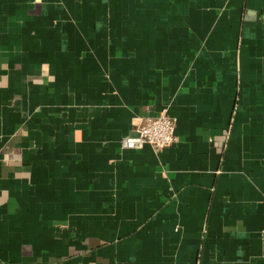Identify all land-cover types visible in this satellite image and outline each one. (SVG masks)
I'll use <instances>...</instances> for the list:
<instances>
[{
	"label": "crops",
	"instance_id": "1",
	"mask_svg": "<svg viewBox=\"0 0 264 264\" xmlns=\"http://www.w3.org/2000/svg\"><path fill=\"white\" fill-rule=\"evenodd\" d=\"M0 264H264V0H0Z\"/></svg>",
	"mask_w": 264,
	"mask_h": 264
},
{
	"label": "built area",
	"instance_id": "2",
	"mask_svg": "<svg viewBox=\"0 0 264 264\" xmlns=\"http://www.w3.org/2000/svg\"><path fill=\"white\" fill-rule=\"evenodd\" d=\"M133 130L138 133V136H127L125 140L126 143L132 145L147 142L157 150H162L178 140L176 122L166 112L140 118L137 124L134 125Z\"/></svg>",
	"mask_w": 264,
	"mask_h": 264
},
{
	"label": "water",
	"instance_id": "3",
	"mask_svg": "<svg viewBox=\"0 0 264 264\" xmlns=\"http://www.w3.org/2000/svg\"><path fill=\"white\" fill-rule=\"evenodd\" d=\"M130 137H136L138 136V133L134 130L131 131V133L129 134Z\"/></svg>",
	"mask_w": 264,
	"mask_h": 264
}]
</instances>
